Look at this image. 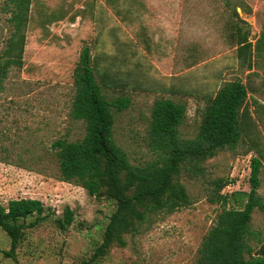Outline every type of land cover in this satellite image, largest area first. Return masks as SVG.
<instances>
[{
	"label": "rangeland",
	"instance_id": "rangeland-1",
	"mask_svg": "<svg viewBox=\"0 0 264 264\" xmlns=\"http://www.w3.org/2000/svg\"><path fill=\"white\" fill-rule=\"evenodd\" d=\"M6 1L0 0V51L11 32ZM147 1L137 0L140 4ZM160 1L156 0L157 4ZM118 2L123 7L133 3ZM96 3L97 0L30 2L22 65L13 67L0 86V202L18 197L36 198L54 215L27 228L17 248V260L0 253V264L89 260L101 244L109 216L115 210L112 199H98L79 185L59 180L57 162L50 149L51 142L57 138L79 140L85 133L84 122L71 115L73 70L82 47H90L91 63L104 97L112 100L125 95L131 100L121 111L111 107L114 140L133 164L143 165L156 159L148 144V131L153 102L163 93L149 92L148 88L160 81L156 70L149 68L151 59L148 55L144 57L146 46L149 49L151 46L153 26L143 25V22L132 26L113 23L106 14V7L104 10L99 5L96 9ZM236 7L238 14L247 17L246 21L251 24L241 22L242 32L248 31L253 38L261 34L255 54L260 64V60H264V0H183L182 23L169 20L156 26L154 32L163 35L155 42L157 52L167 50V45L171 47L172 35L178 32L185 48V63L188 60L194 65L202 64L184 75L183 95L172 96L186 107V117L180 125L183 138L195 137L201 111L208 100L190 95L188 90L201 87L207 91L206 85L210 91L215 76L206 77L205 71H220L230 61L233 45L227 40L228 22ZM245 7L251 8L252 15L245 14ZM140 9L144 7L140 5ZM143 37L148 40L144 41ZM134 39L138 41L135 43ZM225 73L226 78H233L231 72ZM205 78L208 80L204 81ZM259 88L264 102V81ZM254 108L245 116L243 129H247L256 144L264 147V105ZM245 136L248 138L247 134ZM249 149V142L243 138L234 149L219 150L201 163L198 172H194L193 167L182 166L178 180L189 193L190 204L171 213H157L137 233L125 234L124 246L113 244L96 261L103 264H195L203 236L221 210L220 202H210L214 193L212 181L220 177L230 180L221 193L228 196V206L242 207L244 198L237 192L250 187L251 156L246 155ZM259 178L256 192L264 199V167ZM65 206L73 210L74 220L60 229L53 219L62 215ZM249 231V243L256 248L258 241L264 240L263 211L257 208L253 211ZM9 246V236L0 229V249Z\"/></svg>",
	"mask_w": 264,
	"mask_h": 264
},
{
	"label": "trees",
	"instance_id": "trees-1",
	"mask_svg": "<svg viewBox=\"0 0 264 264\" xmlns=\"http://www.w3.org/2000/svg\"><path fill=\"white\" fill-rule=\"evenodd\" d=\"M30 2L7 0L5 3L11 32L0 51V86L13 67L22 65ZM236 13L235 8L233 14ZM228 23L227 40L233 46L238 45L239 58L251 68L252 44L247 41L248 31L242 32V26L232 19ZM91 62L90 47H82L73 70L71 115L84 122V136L72 141L57 138L51 142L50 149L57 162L59 180L79 185L98 199H112L115 210L109 216L102 242L91 259L58 264H103L96 258L113 244L124 246L125 234L137 233L157 213H171L190 204L189 193L178 180L182 166L193 167L194 172H198L201 163L219 150L234 149L243 138L249 142V150L253 149L257 154L250 158L249 190L237 192L244 198L242 207H230L228 196L221 190L231 181L222 177L212 181L214 193L210 202H220L221 210L203 236L195 264H264V240H259L256 248L248 240L252 213L256 208L264 212V199L256 192L263 166L262 153L255 149L259 144L252 140L247 129H243L245 116L249 115L245 107L247 85L240 80L224 82L203 106L199 128L193 138L180 135V125L186 117L185 104L163 95L156 98L148 131V144L156 159L139 165L130 162L113 137L111 107L121 111L131 100L125 95L106 99ZM138 63L140 65V61ZM148 89L149 92L156 91L155 88ZM134 90L144 91L143 88ZM53 215L54 212L36 198L18 197L0 202V229L10 239L9 248L0 249V253L17 260V248L25 230ZM73 220L74 212L69 206L62 209L61 216L53 219L60 229H65Z\"/></svg>",
	"mask_w": 264,
	"mask_h": 264
},
{
	"label": "crops",
	"instance_id": "crops-1",
	"mask_svg": "<svg viewBox=\"0 0 264 264\" xmlns=\"http://www.w3.org/2000/svg\"><path fill=\"white\" fill-rule=\"evenodd\" d=\"M106 1V2H105ZM133 1V3L124 4L126 7L121 6V3L118 2V0H97V7L100 5L102 9L106 7L108 12H106L107 16L111 19H113V23H120V25H139L140 22H143V25L149 24L152 25L153 28L151 29V46L150 49L146 46L145 50L146 53H144V57L148 55V57L151 59V65L149 68H154L157 72V77L160 81V84L157 83L153 87L155 90H159L160 93H163L162 95L165 97H172V96H178L183 95L184 86H183V77L185 74L189 73L190 71H194L202 64L197 63L193 64L190 63V61H186L185 63V48L182 39L178 36V32H176L175 35H172V41L174 44L170 47L167 45L168 49L164 50L162 53L157 52L155 50L158 45H155V42H159L162 38V32H154L157 31V25L165 22L168 23L169 20L174 21V23H182L183 19V0H172L168 2L167 0H161L160 3L157 4L156 0H148L144 4H140L137 2V0H129ZM123 5V4H122ZM133 5V6H130ZM140 5L144 7L143 10L140 9ZM138 6V7H137ZM238 7H236V10ZM105 10V9H104ZM245 14L246 15H252L251 8L245 7ZM249 11V12H247ZM237 12V11H236ZM98 14H96L97 16ZM233 22L239 23L241 25V22H245L247 25H251L249 21H246L248 19L247 17H242L238 12L234 15L232 14L231 17ZM137 22V23H135ZM242 22V23H243ZM245 24V25H246ZM155 26V27H154ZM154 32V33H153ZM166 34V33H165ZM173 34V31H172ZM144 38V37H143ZM261 34H256V36L253 38L250 34L247 35V41L252 44V67L248 68L246 66V62H244L243 58H239L238 55V45L231 47V55H230V61L224 64L223 68L218 70H211V71H205V76L209 77L211 75L215 76L213 77V86L210 89V91L207 89V86H204V89L207 91H204L203 89L198 88L197 90L189 91L188 94L190 95H197L198 97H206V99H209L210 97H213L215 92L221 85L230 80H240L244 84L248 85V96L246 100L245 107L248 108L249 114L250 112L255 109L254 107L256 105H264L263 99L261 96H259V93L262 92V89L259 88L260 84L264 81V60H260L261 63L257 64L256 62V43L260 40ZM148 40V39H147ZM146 38H144V41H147ZM166 40V39H164ZM135 43L138 41V39H134ZM248 55V54H247ZM189 56V54H188ZM145 57V58H146ZM187 58V57H186ZM205 62V61H204ZM203 65L206 64V62ZM190 66H186L189 65ZM159 72H158V70ZM231 72L230 75L233 76V78H226L225 72ZM252 75H257L256 77H253ZM248 77L250 81H248ZM182 80V82L180 81ZM208 78H205L204 81H207ZM261 81L258 86L257 82ZM263 87V86H262ZM198 105H195L196 108H198ZM256 147V146H255ZM257 151L262 153L261 161H262V168L264 167V147L263 145H259L258 148L256 147ZM247 157H256V152L252 150L247 151ZM253 155V156H252ZM250 157V158H251ZM249 189H244L243 191H247Z\"/></svg>",
	"mask_w": 264,
	"mask_h": 264
}]
</instances>
